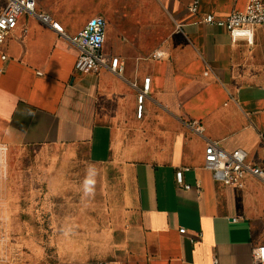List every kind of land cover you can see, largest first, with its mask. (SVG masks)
I'll return each mask as SVG.
<instances>
[{
    "label": "crops",
    "instance_id": "obj_1",
    "mask_svg": "<svg viewBox=\"0 0 264 264\" xmlns=\"http://www.w3.org/2000/svg\"><path fill=\"white\" fill-rule=\"evenodd\" d=\"M193 1L36 0L70 35L103 16V52L119 58L122 73L108 65L76 72L78 48L36 17L20 16L0 47V142L59 146L101 171L94 208L60 230L90 234L79 247L0 264H255L264 182H219L204 168V153L213 140L264 165V25L252 43L234 40L203 16L225 18L247 0H199L197 12ZM178 170L190 189L177 186Z\"/></svg>",
    "mask_w": 264,
    "mask_h": 264
},
{
    "label": "rangeland",
    "instance_id": "obj_2",
    "mask_svg": "<svg viewBox=\"0 0 264 264\" xmlns=\"http://www.w3.org/2000/svg\"><path fill=\"white\" fill-rule=\"evenodd\" d=\"M2 159L8 220L0 252L8 259L45 260L69 243L79 247L90 234L60 230L64 220L79 224L94 208L95 173L101 169L54 145L8 146Z\"/></svg>",
    "mask_w": 264,
    "mask_h": 264
},
{
    "label": "built area",
    "instance_id": "obj_3",
    "mask_svg": "<svg viewBox=\"0 0 264 264\" xmlns=\"http://www.w3.org/2000/svg\"><path fill=\"white\" fill-rule=\"evenodd\" d=\"M199 0H194L189 9L197 12ZM29 14L36 17L42 24L52 28L63 39L78 48V56L75 62V71L88 73L99 71L104 66H110L118 73H122L123 67L118 57H107L103 52L106 37L107 21L103 16H95L88 20L84 28L78 33L70 35L63 24L55 19L52 14L38 10L36 0H6L0 13V47L6 42L9 34L15 30L21 15ZM203 21L209 24L225 27L234 40L241 38L252 43L254 29L264 25V0H247L242 10H234L225 18H218L213 13L203 16ZM153 57H162V52H154ZM208 73V71H207ZM151 77L144 78L142 93L138 95V116L143 113V100L150 88ZM197 131H203L200 124H196ZM264 137V135H263ZM8 145L0 142V242H4L7 231L6 208V164L2 159ZM247 153L241 148L227 151L217 141H209L204 153V168L209 170L215 180L226 185L244 186L245 179L249 176L256 177L264 182V165H253L246 161ZM177 186L190 189L191 184L185 182L183 170L176 172ZM182 234L186 228L179 229ZM255 264H264V244L252 249ZM7 256L0 252V261L7 260ZM214 264H218L217 258Z\"/></svg>",
    "mask_w": 264,
    "mask_h": 264
}]
</instances>
